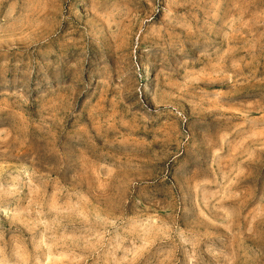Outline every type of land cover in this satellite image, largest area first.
<instances>
[{
    "label": "rangeland",
    "instance_id": "obj_1",
    "mask_svg": "<svg viewBox=\"0 0 264 264\" xmlns=\"http://www.w3.org/2000/svg\"><path fill=\"white\" fill-rule=\"evenodd\" d=\"M0 264H264V0H0Z\"/></svg>",
    "mask_w": 264,
    "mask_h": 264
},
{
    "label": "bare ground",
    "instance_id": "obj_2",
    "mask_svg": "<svg viewBox=\"0 0 264 264\" xmlns=\"http://www.w3.org/2000/svg\"><path fill=\"white\" fill-rule=\"evenodd\" d=\"M144 71H145V74H148V72H149V66L148 65L146 66Z\"/></svg>",
    "mask_w": 264,
    "mask_h": 264
}]
</instances>
